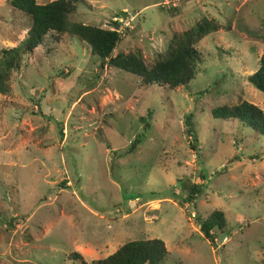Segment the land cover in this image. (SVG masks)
<instances>
[{"label":"rangeland","instance_id":"rangeland-1","mask_svg":"<svg viewBox=\"0 0 264 264\" xmlns=\"http://www.w3.org/2000/svg\"><path fill=\"white\" fill-rule=\"evenodd\" d=\"M71 18L119 23L113 55L138 51L148 67L200 19L221 28L195 44L194 79L175 89L102 65L68 33L23 56L0 94V264H79L75 251L89 263L147 238L164 242L161 264H264V135L210 114L242 100L264 112L248 82L264 51V0H84ZM29 26L0 0V57ZM186 181L204 186L195 200ZM213 211L226 225L212 246L198 222Z\"/></svg>","mask_w":264,"mask_h":264},{"label":"trees","instance_id":"trees-1","mask_svg":"<svg viewBox=\"0 0 264 264\" xmlns=\"http://www.w3.org/2000/svg\"><path fill=\"white\" fill-rule=\"evenodd\" d=\"M84 0H53L39 4L36 0H8L10 6L30 18V26L26 37L19 45L1 50L0 57V94L7 95L11 92V73L16 71L24 55L31 53L41 45L44 37L49 32L57 35L68 33L84 41L91 53L97 56L102 65L117 68L141 78L144 86L156 84L175 89L187 86L194 79L200 53L195 44L206 35L216 32L221 25L214 19L202 18L192 28L173 35L170 43L162 56L151 67H148L141 56L136 52L113 55L120 42L119 23L115 22L112 29H104L81 22L73 21L72 13L76 11V4ZM57 41L58 38H55ZM258 68L248 77L257 90L264 93V51L259 57ZM213 118L236 119L250 128L264 135V112L256 105L245 100L233 106H217L211 109ZM186 134L196 141L192 114L184 118ZM138 141L130 145V150L135 148ZM194 148V143L191 144ZM236 155L228 163L237 162ZM183 188L187 190L188 198L195 200L203 192V184L184 182ZM199 230L203 237L213 246L214 228L223 229L226 225L221 211H213L205 220L199 221ZM167 255L164 242L161 239L129 240L122 244L114 253L103 259L87 262L83 257L73 252L70 258L79 264H161Z\"/></svg>","mask_w":264,"mask_h":264},{"label":"built area","instance_id":"built-area-1","mask_svg":"<svg viewBox=\"0 0 264 264\" xmlns=\"http://www.w3.org/2000/svg\"><path fill=\"white\" fill-rule=\"evenodd\" d=\"M190 215H191L192 218H194V216H195L193 213H191Z\"/></svg>","mask_w":264,"mask_h":264}]
</instances>
